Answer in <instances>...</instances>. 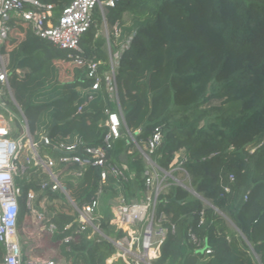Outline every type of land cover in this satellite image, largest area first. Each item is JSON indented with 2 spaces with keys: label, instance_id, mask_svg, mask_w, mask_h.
Returning a JSON list of instances; mask_svg holds the SVG:
<instances>
[{
  "label": "trees",
  "instance_id": "obj_1",
  "mask_svg": "<svg viewBox=\"0 0 264 264\" xmlns=\"http://www.w3.org/2000/svg\"><path fill=\"white\" fill-rule=\"evenodd\" d=\"M49 1L59 16L73 0ZM104 10L95 9L81 40L82 56L101 61L103 73L111 68L108 42L113 54L120 53L116 79L127 127L143 144L160 126L163 142L154 159L169 169L183 151L191 189L206 199L175 184L161 194L159 205L177 230L162 243L155 263L264 264V0H121ZM105 18L111 28L106 35L100 32ZM8 51L11 83L17 79L21 93L15 98L32 132L43 124L46 132L56 120L52 138L102 142L106 110H118L105 79L92 90L86 64L38 37L26 21H13ZM125 134L109 160L128 165L138 178L110 174L104 191L106 197L125 194L131 200L144 188L146 162ZM98 180L99 169L91 167L71 183L73 197L86 198ZM74 217L60 210L53 221L62 226ZM38 227L23 222L20 232L40 248L47 239L54 243ZM103 227L112 237L123 234L108 221ZM60 247L72 264H107L117 252L111 241L95 243L83 234Z\"/></svg>",
  "mask_w": 264,
  "mask_h": 264
},
{
  "label": "built area",
  "instance_id": "obj_2",
  "mask_svg": "<svg viewBox=\"0 0 264 264\" xmlns=\"http://www.w3.org/2000/svg\"><path fill=\"white\" fill-rule=\"evenodd\" d=\"M121 0H73L59 16H55L56 4L49 0H0V99L14 93L9 69L8 45L14 20L31 24L34 33L62 50L80 65L87 67L86 76L91 79L92 90H99L105 79L106 89L118 110L107 109L105 121L107 132L100 144H87L79 139L52 138L45 133H33L27 118L14 95V101L24 116V130L14 135L15 129L0 109V264H60L55 258L24 255L21 250L19 219L38 224V229L54 238L59 244L70 243L78 235H87L95 243L109 240L117 252L107 264H156L162 243L177 230L169 220L164 206L160 207V196L172 184L191 189V173L184 166L183 155H177L169 169L154 159L157 148L163 142V131L155 126L143 144L126 125L120 107L116 68L120 53L110 60L111 68L100 71L101 61L86 60L81 40L92 27L94 12L116 6ZM105 24H108L106 18ZM127 44L122 46L124 49ZM92 98V95L90 96ZM5 102L0 100V107ZM81 109V108H80ZM125 129L126 134L123 131ZM125 135L135 143L146 162L143 172L144 188L137 190L141 195L129 200L125 194L111 196L107 213L101 211V200L105 194L110 174L117 180H135L137 171L128 165L119 166L109 160V151L115 141ZM45 148V149H44ZM47 149V150H46ZM91 167L99 169L97 188L82 200L72 195L71 183L79 182ZM178 172L181 176L178 175ZM35 187H38L37 190ZM46 192L58 194L50 197ZM61 199L57 207L48 209L49 200ZM117 202V203H115ZM39 207L44 210L41 211ZM47 209V211H46ZM75 215L74 219L59 226L53 221L57 211ZM108 221L120 237L108 235L103 222ZM56 235H61L59 240ZM191 240L203 248L205 254L212 250L202 245L201 239L190 232ZM261 264V263H260Z\"/></svg>",
  "mask_w": 264,
  "mask_h": 264
},
{
  "label": "rangeland",
  "instance_id": "obj_3",
  "mask_svg": "<svg viewBox=\"0 0 264 264\" xmlns=\"http://www.w3.org/2000/svg\"><path fill=\"white\" fill-rule=\"evenodd\" d=\"M104 11L106 12V10H104ZM110 29H111L110 25L103 23V28L100 30V32L106 35L109 32ZM18 83H19V81L17 79L13 80L11 85H12V89H13L14 93L5 94V95L2 96V98L0 100L5 102V106H1V108H2L1 112L4 114V116L8 120H11V118H12L11 123H12L15 131H17L20 134L24 130L25 123H24V116H23V113H22L23 110L21 111V109L17 106V104L14 101V95L15 94H17L18 98L21 97L20 89L18 88ZM54 95H56V94L49 95V97L50 96H54ZM44 98H46V97H44ZM48 119H50L49 116H46L44 118V122H46ZM43 126H44V124L42 126H40V129L37 131L38 134L45 133V132L42 131L43 130ZM33 133H35V132H33ZM183 154H181V152L179 151L177 155L181 156ZM178 175L181 176V174L179 172H178ZM135 179H136V177H135ZM109 197H106V195L104 194L103 198L101 200V208L100 209L104 213H107L108 210H109V207L106 205V201L108 200ZM61 203H62L61 199H55V200L52 199V200H49L47 202V206H48V209L50 210L51 207L52 208L53 207H57ZM39 209L41 211L44 210L41 207H39ZM46 211H47V209H46ZM22 220H23V218L20 217V219H19V228L21 227ZM228 223L231 226H233V223H232V221L229 218H228ZM106 233L109 234L107 231H106ZM19 236H20L19 238H20V242H21V250H22V253L24 255H28V254L31 253V254H33L36 257H42V258L51 257V258H55L60 264H72V260L67 259L66 256H64L62 254L61 249H60L61 248L60 247L61 244H59L58 242L57 243L56 242L53 243V242H51L50 240L47 239L45 244H44V246L42 248H40L39 242H37L36 240H30L27 236H25L21 232H20ZM1 249H3V246L0 243V250ZM251 255H253L254 260H256V261L258 260V262L260 261L259 260V256L254 252L253 249H251ZM118 264H120V263H118Z\"/></svg>",
  "mask_w": 264,
  "mask_h": 264
},
{
  "label": "water",
  "instance_id": "obj_4",
  "mask_svg": "<svg viewBox=\"0 0 264 264\" xmlns=\"http://www.w3.org/2000/svg\"><path fill=\"white\" fill-rule=\"evenodd\" d=\"M57 124V121L55 120L54 121V123H53V125L45 132V134L46 135H49L51 132H52V130H53V128H54V126ZM194 194H196L197 196H199L200 198H202V199H204V200H206L202 195H200V194H198L195 190H193V189H190ZM115 203H117V202H115Z\"/></svg>",
  "mask_w": 264,
  "mask_h": 264
},
{
  "label": "crops",
  "instance_id": "obj_5",
  "mask_svg": "<svg viewBox=\"0 0 264 264\" xmlns=\"http://www.w3.org/2000/svg\"><path fill=\"white\" fill-rule=\"evenodd\" d=\"M107 49H108V51H109V57H110V60H111V58L114 56H116V54H117V52H115L114 54H113V52L111 51V48H110V43L108 42V44H107Z\"/></svg>",
  "mask_w": 264,
  "mask_h": 264
}]
</instances>
